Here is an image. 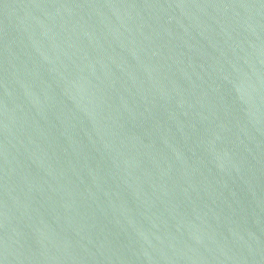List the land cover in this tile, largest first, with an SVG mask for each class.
<instances>
[{
    "label": "water",
    "instance_id": "water-1",
    "mask_svg": "<svg viewBox=\"0 0 264 264\" xmlns=\"http://www.w3.org/2000/svg\"><path fill=\"white\" fill-rule=\"evenodd\" d=\"M0 264H264V0H0Z\"/></svg>",
    "mask_w": 264,
    "mask_h": 264
}]
</instances>
